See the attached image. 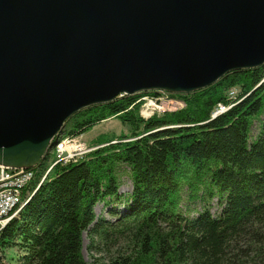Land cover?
<instances>
[{
  "label": "trees",
  "instance_id": "1",
  "mask_svg": "<svg viewBox=\"0 0 264 264\" xmlns=\"http://www.w3.org/2000/svg\"><path fill=\"white\" fill-rule=\"evenodd\" d=\"M150 93L158 94L121 95L72 117V136L112 118L131 134L98 142L43 182V165L34 168L33 195L0 233V264L9 251L15 264H87L83 235L94 223L92 249L129 244L111 264H264V65L169 94L186 107L145 119L138 101ZM220 105L228 110L214 118ZM124 175L128 196L120 192ZM98 204L114 221L98 220Z\"/></svg>",
  "mask_w": 264,
  "mask_h": 264
},
{
  "label": "water",
  "instance_id": "2",
  "mask_svg": "<svg viewBox=\"0 0 264 264\" xmlns=\"http://www.w3.org/2000/svg\"><path fill=\"white\" fill-rule=\"evenodd\" d=\"M263 65L264 0H0V165L36 168L89 107Z\"/></svg>",
  "mask_w": 264,
  "mask_h": 264
},
{
  "label": "rangeland",
  "instance_id": "3",
  "mask_svg": "<svg viewBox=\"0 0 264 264\" xmlns=\"http://www.w3.org/2000/svg\"><path fill=\"white\" fill-rule=\"evenodd\" d=\"M157 93L158 94H156V96L150 93L151 96H145L144 98H142V100L138 101V103L142 102L141 109H140V115L143 118L150 119L155 114H163L166 111L168 112L177 111L179 109H184L186 107L185 103L182 101L183 99L182 100L181 99L179 100L171 99L169 97V94L161 93V92H157ZM221 107L224 110H222ZM227 110H228V107L220 105L219 109H217V112H215L213 117L216 118ZM74 123H75L74 118L69 120L66 124L63 134H67V132H69L73 128ZM257 133H258V124H256L253 129V134L256 135ZM130 134H131V129L128 126L123 125L120 120L112 118V119L106 120L104 122H101L95 125L93 128H91L89 131H87L83 135L74 136V138L76 139V141H78L79 144L80 143L85 144L89 149H91L92 151H95L98 148L100 149L103 146V145H98L97 144L98 142L112 140V139L117 140V139H121L122 137L129 136ZM121 142L123 143V141H120V140L113 141L110 145L121 143ZM42 162L43 160L41 161V164ZM71 163H74V162L71 161ZM125 174L129 176V174L127 173V170L125 171ZM121 184L122 186H121L120 192L123 195L128 196L132 192L131 180L129 179V177L124 175L121 180ZM210 204H211L214 215L218 216L220 211L222 210V206L219 204L218 198L214 199ZM118 208L121 209V206L120 207L118 206ZM195 208L200 209L201 203L190 205L191 210ZM109 209L110 208H107V206H105L104 204H98L95 207L98 220L105 219L107 221H114L113 218H111V216L108 213ZM192 215H197V212L195 210H192ZM14 217H12L11 215L6 217L7 221H6L5 227L10 223V221ZM95 225L96 223H94L91 226L90 230H92L95 227ZM89 231L85 232L83 235L84 241H83V251H82L84 260L87 262V264H111L114 260L117 259L120 251L129 246V244L127 243H119L118 245L111 246V247H104L105 245L99 244L97 245V248L93 247L92 249L91 245L93 243L92 242L93 238L91 237ZM14 256H16V251H9L6 264H15L11 262V258H13Z\"/></svg>",
  "mask_w": 264,
  "mask_h": 264
},
{
  "label": "bare ground",
  "instance_id": "4",
  "mask_svg": "<svg viewBox=\"0 0 264 264\" xmlns=\"http://www.w3.org/2000/svg\"><path fill=\"white\" fill-rule=\"evenodd\" d=\"M171 97H173V96H171ZM63 132H64V130L59 134L58 137H56L53 140V142L51 143L50 147L47 150L45 157L43 158V162L41 165H43L42 169H43L44 174L42 175V178L40 177L41 182H43L45 180V177L49 173H51V171L53 170L54 167H56L57 165H61V164L66 165V161L59 160L60 149L64 147L65 142L71 141L72 138H74V136L72 137V135H70L68 133L63 134ZM90 152H88V153H90ZM87 154H80L79 159L81 157L87 155ZM8 172L9 173H20V169L8 168ZM36 177H37V173L34 170L31 171L30 175H29V179H27L25 184H24V188L26 187L25 190L23 188L19 194L20 200L18 201L17 206H13L11 208V214L10 215L12 217L17 216L18 215L17 213H20L23 210V208L26 206L27 202L30 200L31 195H33V191H34V190H32V183H34ZM13 191H15V184H13L11 182H1V184H0V195L5 194L7 192H13ZM6 221L7 220L5 218L4 221L0 222V232L5 227Z\"/></svg>",
  "mask_w": 264,
  "mask_h": 264
},
{
  "label": "built area",
  "instance_id": "5",
  "mask_svg": "<svg viewBox=\"0 0 264 264\" xmlns=\"http://www.w3.org/2000/svg\"><path fill=\"white\" fill-rule=\"evenodd\" d=\"M90 151L92 150L85 144H79L75 138H72L71 141L65 142L64 147L60 149L59 160L66 161V164L71 163V161L76 162L79 161L80 154H87ZM31 171H33V169H20V173H9L8 167L0 165V184L1 182H11L15 184V191L0 195V222L4 221V219L11 214V208L13 206H17L20 200L19 194L24 188L26 180L29 179Z\"/></svg>",
  "mask_w": 264,
  "mask_h": 264
}]
</instances>
